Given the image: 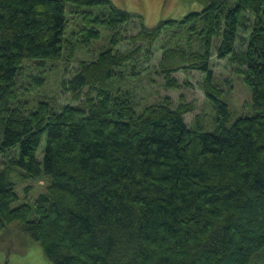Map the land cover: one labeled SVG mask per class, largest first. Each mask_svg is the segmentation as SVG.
<instances>
[{"label":"trees","instance_id":"obj_1","mask_svg":"<svg viewBox=\"0 0 264 264\" xmlns=\"http://www.w3.org/2000/svg\"><path fill=\"white\" fill-rule=\"evenodd\" d=\"M185 1L202 9L145 30L110 0H0V233H27L52 264L264 261V0ZM134 18L140 30L125 35ZM98 26L110 31L107 47L60 82L75 104L29 105L44 80L21 83L30 65L68 67L99 40ZM162 37L163 87L181 86L175 73H201L215 132L187 127L190 103L173 109L165 97L137 111L122 89ZM215 38L216 57L251 91L254 114L230 125L210 65ZM121 42L132 48L118 51ZM17 181L45 186L12 207Z\"/></svg>","mask_w":264,"mask_h":264},{"label":"rangeland","instance_id":"obj_2","mask_svg":"<svg viewBox=\"0 0 264 264\" xmlns=\"http://www.w3.org/2000/svg\"><path fill=\"white\" fill-rule=\"evenodd\" d=\"M113 6L125 10L132 15H139L142 18L145 30L155 27L158 21L165 19H179L188 12L200 11L202 5L196 2H187L185 0H110ZM101 8H94V12H100ZM101 34L98 41L91 44L88 49L79 51L76 54V60L64 67L61 63L54 68L49 69V64L43 70H39L30 65V68L24 72L22 84L29 87L32 78L43 77V85L25 95L29 105H35L42 98L55 100L56 105L61 108L65 105H74L71 100V94L63 90L60 82L68 79L73 71L77 69L79 61H93L98 54L107 47L110 38V31L103 26L97 27ZM140 30L139 19L134 18L130 24L125 27L124 34L128 36L135 35ZM164 38V39H163ZM158 40L152 49L150 59L141 58L138 66L142 73L135 79H126L121 84L122 89L129 91L136 100L137 111L147 104L163 102L165 97L169 98L170 107L175 109L180 102L190 103L194 110L184 115V122L187 127L199 125L201 130L212 133L215 132L217 115L213 102L207 99L200 90L199 85L202 81V74L197 71L188 73H175L173 77L181 85L178 89H165L163 80L155 69L160 61L161 47L166 37ZM219 44L218 38L213 41L212 57L210 65L214 78L218 86L222 89V101H224L231 112L229 125L232 124L241 115H253L252 98L250 89L244 84L242 73H234L233 66L227 58L218 59L216 50ZM239 47V44H237ZM132 46L128 42H121L117 49L125 52ZM40 73V74H39ZM190 83L187 86L185 83ZM28 105V106H29ZM33 106H29L32 108ZM43 145V142L41 143ZM41 145V147H42ZM41 159V153L38 154ZM2 160V156H0ZM30 186L28 192L25 188ZM45 183L43 181L33 183L32 181H17L16 192L18 200L12 204L16 207L35 198L38 193L43 191ZM260 257H264L263 254ZM259 257V260H260ZM0 264H52L44 255L41 247L27 233L10 226L0 233ZM256 264H264L259 262Z\"/></svg>","mask_w":264,"mask_h":264}]
</instances>
